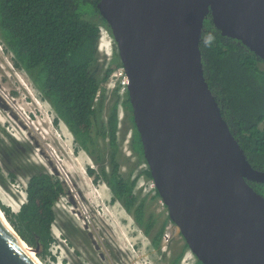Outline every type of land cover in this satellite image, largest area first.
I'll list each match as a JSON object with an SVG mask.
<instances>
[{"label": "water", "instance_id": "water-1", "mask_svg": "<svg viewBox=\"0 0 264 264\" xmlns=\"http://www.w3.org/2000/svg\"><path fill=\"white\" fill-rule=\"evenodd\" d=\"M96 7L128 78L151 180L188 249L203 264H264V195L247 182L264 183V170L248 162L223 118L199 47L210 13L222 35L264 60V0H98ZM0 108L15 118L2 96ZM25 245L0 211V264H38Z\"/></svg>", "mask_w": 264, "mask_h": 264}, {"label": "trees", "instance_id": "trees-1", "mask_svg": "<svg viewBox=\"0 0 264 264\" xmlns=\"http://www.w3.org/2000/svg\"><path fill=\"white\" fill-rule=\"evenodd\" d=\"M97 2L0 0V40L11 54L14 66L25 71L41 98L49 103L53 123L65 124L73 137L74 151H85L97 165V169L87 167L89 176L108 186L111 201L121 203L150 237L152 246L160 249L162 233L170 219H160L154 210L147 209L144 198H138V175L131 178L120 171L116 136L119 101L115 98L106 103L105 82L122 65L115 51L98 73L100 31L101 27H109L96 7ZM199 47L203 75L223 118L248 162L264 170V60L237 39L222 35L213 26L210 13L203 20ZM115 94L118 91L112 89L110 98ZM121 107L129 111L134 129L133 149L142 158L127 92ZM99 139L105 142L102 144ZM142 173L151 179L148 167ZM247 182L264 195V183ZM25 192L26 198L16 212L3 205L0 208L20 238L37 248V255L43 257L54 241V205L63 196L64 186L58 175L38 171L29 176ZM154 192L151 201L159 197L156 189ZM187 248L183 241L170 257L164 256L166 264H179ZM192 264L203 263L195 258Z\"/></svg>", "mask_w": 264, "mask_h": 264}, {"label": "rangeland", "instance_id": "rangeland-1", "mask_svg": "<svg viewBox=\"0 0 264 264\" xmlns=\"http://www.w3.org/2000/svg\"><path fill=\"white\" fill-rule=\"evenodd\" d=\"M101 33L98 46L100 55L96 63L98 73L103 71L108 60L117 51L111 32L103 28ZM106 89V103L115 98L119 101L116 136L120 171L131 178L138 175L135 188L138 198H144L147 209L154 210L163 220L166 218V208L160 206L158 197L151 201V195L155 193L153 189H149L151 179L142 173L147 164L144 157L140 158L133 149L134 129L130 114L121 107V99L125 94L118 92L114 98H110L111 88L108 86ZM0 90L9 98L16 99L17 106H14V110L21 107L20 111L26 120L17 121L7 110L0 108V206L16 212L26 198L25 189L29 176L38 171L50 172L46 164L47 158L40 150L46 155L47 150H50L54 164V160L59 158L63 172H69L73 185L77 184L74 191L76 194L81 192L80 195L85 198L78 196L82 199V202L79 200L82 216L67 209L69 205L65 202V196L56 202V218L51 227L54 241L43 257L37 255L38 251H33L39 261L42 264H166L164 256L169 254L168 246L171 253V250L178 249L184 241L177 226L167 220L165 229L171 230L167 248L163 246L162 240L160 249L152 246L150 237L136 225L121 203L111 201L108 186L103 181L94 182L93 177L89 176L87 167L97 169V165L85 151H74L71 133L63 122L59 121L57 125L53 123L54 113L49 103L41 98V93L25 71L14 66L11 54L5 51L1 40ZM99 142L103 144L105 140L99 139ZM63 175L59 174V177L63 178ZM84 219H88L87 229L84 228ZM87 231H91L97 240L104 239L105 245L111 248L110 255L106 256L104 262L86 237Z\"/></svg>", "mask_w": 264, "mask_h": 264}, {"label": "built area", "instance_id": "built-area-1", "mask_svg": "<svg viewBox=\"0 0 264 264\" xmlns=\"http://www.w3.org/2000/svg\"><path fill=\"white\" fill-rule=\"evenodd\" d=\"M117 83L119 84L120 86V91L121 92H124L126 91V88H127V85H128V78H127V75L125 73V70L122 66H119L117 69H115L109 76H108V84H113V83ZM55 161V160H54ZM57 161H59V159H57ZM56 169L59 171V174L61 176V174H64L63 175V178H61L62 182L64 183V185L66 186V191L68 190L69 191V195L72 196L73 200L75 201V205H73L72 203L70 204L69 201H68V205H69V211L76 214V215H81V208L82 206L80 207V202L79 200H81L82 202V199L78 196H81L79 192H76L73 193L72 192V189L74 190V186L76 185L74 183H72V180L70 178V176L67 174V172H63L62 170V165L60 167L57 166V164H54ZM59 165V166H60ZM48 167V166H47ZM49 168V167H48ZM50 170V173L52 172V170L49 168ZM73 185V187H72ZM149 189H153L155 190V185L153 183V181L151 180L150 184H149ZM66 194V193H65ZM64 195V194H63ZM76 195V196H75ZM65 196V195H64ZM63 197V196H62ZM67 198V195L65 196ZM74 197H76L74 199ZM159 198V204L162 208H166L163 200ZM61 199V198H60ZM82 216V215H81ZM166 216H168V211H167V208H166ZM88 221V219H86ZM85 219L83 220V223L86 224L87 221ZM171 237V230L170 229H165L162 233V237H161V240H162V244L163 246L165 247L166 246V243L169 241ZM195 260V256L193 255V253L187 248L185 251H184V254L182 255V258H181V262L180 264H192Z\"/></svg>", "mask_w": 264, "mask_h": 264}, {"label": "bare ground", "instance_id": "bare-ground-1", "mask_svg": "<svg viewBox=\"0 0 264 264\" xmlns=\"http://www.w3.org/2000/svg\"><path fill=\"white\" fill-rule=\"evenodd\" d=\"M107 82H108V79H107ZM107 82H105V86L106 87H108L109 86V88H111V90L112 89H114V90H117L118 92H120L121 94H125L126 92H127V88H126V91H124V92H121L120 91V86H119V84H117V83H113V84H108ZM0 96H2V99H4V101H5V103L8 105V107H10V109H11V111L13 112V114H15V118L14 119H16L17 121H21V120H25V118L23 117V114H22V112L20 111L21 109V107H19V110H14V109H16V107H14V106H17V104L15 103V101H16V99H12V98H9L6 94H4V92H2L1 90H0ZM7 100V101H6ZM10 100H12L13 102H11ZM12 106V107H11ZM26 121V120H25ZM23 124V123H22ZM27 124H28V122H27ZM30 124V123H29ZM20 125V124H19ZM21 126V125H20ZM23 131V130H22ZM34 131V130H33ZM28 133V132H27ZM37 135V134H36ZM41 140V139H40ZM45 141V140H44ZM39 146V145H38ZM43 151V150H42ZM48 151V155L51 157V155L53 154V153H51L50 152V150H47ZM53 156V155H52ZM55 158V157H54ZM49 159H53L52 157L51 158H49ZM57 159H59V158H57ZM57 159H55V162H56V164H57V166L58 167H60L59 166V161H57ZM61 168V167H60ZM67 172V171H66ZM69 172H67V174H68ZM69 175V174H68ZM72 192L73 193H75V191L74 190H72ZM76 196V195H75ZM82 196V195H81ZM83 197V196H82ZM76 197H74V199H75ZM83 199H85L84 197H83ZM1 211V210H0ZM79 219V218H78ZM169 228V227H168ZM175 229V228H174ZM177 229V228H176ZM173 234V233H172ZM24 244V243H23ZM26 246V245H25ZM27 248H28V251H29V253L35 258V260L38 262V264H42L40 261H39V259L37 258V256H36V254L33 252V249L31 248V247H29V246H26Z\"/></svg>", "mask_w": 264, "mask_h": 264}, {"label": "flooded vegetation", "instance_id": "flooded-vegetation-1", "mask_svg": "<svg viewBox=\"0 0 264 264\" xmlns=\"http://www.w3.org/2000/svg\"><path fill=\"white\" fill-rule=\"evenodd\" d=\"M1 94V93H0ZM98 98V97H97ZM5 99V98H4ZM7 101V100H6ZM42 150H40L41 152ZM43 152V151H42ZM45 154V153H44ZM49 172V171H48ZM50 173V172H49ZM52 174V173H51ZM69 174V173H68ZM59 176V175H58ZM62 181V180H61ZM63 183V182H62ZM76 184V183H75ZM63 186H64V195L66 196L67 195V198L65 200L66 204H68V201H69V194H65L66 192V186L64 185L63 183ZM77 186V184L75 185ZM73 190V189H72ZM81 193V192H80ZM63 195V196H64ZM60 200V199H59ZM61 202V201H60ZM70 203V201H69ZM71 204V203H70ZM68 209V208H67ZM84 213V212H83ZM86 237L89 239V242L90 244L92 245V247L94 248V250H96V252L98 253V256L100 258V260L102 262H104L106 260V256H109L110 255V251H111V248L108 247V245H105V240L104 239H101V240H97V238L95 237V235H93V238H95V240H91L88 236H87V232H86ZM170 240V239H169ZM167 248V246H166ZM167 252L169 253L167 257H170L171 253H172V250H171V253H170V249H169V246L167 248ZM181 262V259L179 261V264Z\"/></svg>", "mask_w": 264, "mask_h": 264}, {"label": "clouds", "instance_id": "clouds-1", "mask_svg": "<svg viewBox=\"0 0 264 264\" xmlns=\"http://www.w3.org/2000/svg\"><path fill=\"white\" fill-rule=\"evenodd\" d=\"M104 27H101V30L103 29ZM101 31H100V36H99V39H100V37H101ZM99 46V45H98ZM98 50H99V48H98ZM98 96V95H97Z\"/></svg>", "mask_w": 264, "mask_h": 264}]
</instances>
